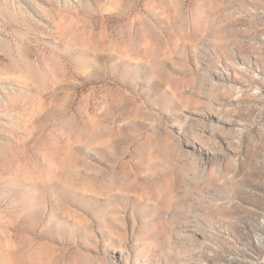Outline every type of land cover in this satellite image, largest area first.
Listing matches in <instances>:
<instances>
[{
  "label": "rangeland",
  "instance_id": "obj_1",
  "mask_svg": "<svg viewBox=\"0 0 264 264\" xmlns=\"http://www.w3.org/2000/svg\"><path fill=\"white\" fill-rule=\"evenodd\" d=\"M0 264H264V0H0Z\"/></svg>",
  "mask_w": 264,
  "mask_h": 264
}]
</instances>
